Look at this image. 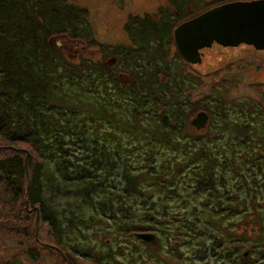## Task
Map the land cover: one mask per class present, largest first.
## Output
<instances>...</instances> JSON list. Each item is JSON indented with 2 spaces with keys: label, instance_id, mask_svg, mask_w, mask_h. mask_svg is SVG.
Returning a JSON list of instances; mask_svg holds the SVG:
<instances>
[{
  "label": "trees",
  "instance_id": "1",
  "mask_svg": "<svg viewBox=\"0 0 264 264\" xmlns=\"http://www.w3.org/2000/svg\"><path fill=\"white\" fill-rule=\"evenodd\" d=\"M231 1L242 0L186 18L192 0H169L173 12L164 17L128 19V44L75 61L56 41L96 44L86 8L74 0H0V141L26 143L35 155L29 172L22 156L0 157V183L38 209L54 241L49 251L107 264L126 254L133 233L145 232L158 239L143 243L147 251L164 246L178 259L264 264V94L216 98L212 88L195 102L201 77L173 44L176 26ZM198 108L209 118L203 133L189 122ZM206 211L221 215L201 226ZM249 212L257 234L232 238L237 216ZM19 224L5 225L0 242H23L34 256L30 225L13 232ZM85 228L102 249L93 250ZM175 244L191 253L178 254Z\"/></svg>",
  "mask_w": 264,
  "mask_h": 264
},
{
  "label": "rangeland",
  "instance_id": "2",
  "mask_svg": "<svg viewBox=\"0 0 264 264\" xmlns=\"http://www.w3.org/2000/svg\"><path fill=\"white\" fill-rule=\"evenodd\" d=\"M229 1L192 0L196 8L193 9L194 11L191 7L188 8L186 18L196 15L197 12L204 11L212 5ZM74 2L82 8H86L88 11L91 37H93L96 43L94 46H85L84 43L79 41L75 43H70L63 39L56 41L61 46L60 49L63 53L75 61H77L76 59L79 56L86 59L98 60L101 54L100 46L128 44L129 40L125 34V25L130 17L147 16L150 18H160L162 16L164 17L167 13L173 12L168 8L169 0H74ZM201 53L200 63L190 65V71L196 74V76L201 77L202 83L199 89L193 92L192 96L194 101L195 99L201 98L200 96L204 93L208 94L209 91L211 92L212 88H214V96L216 98L223 97L226 94L231 99L242 98L246 100L244 98L246 96L254 98L256 101L261 99L260 95L264 94V49L258 51L248 45L225 48L213 44L209 49L201 50ZM113 61L114 58L110 59L108 64ZM201 111L203 109H194L190 117L193 118L196 113ZM208 128L209 126L203 132ZM13 155L22 156L29 172L27 162L35 158L31 146L26 143L8 145L6 142L0 141V157L7 158ZM22 201L21 197H14L10 186L0 183V224L8 226L14 225V223H20L13 230V232L19 233L21 226L25 229L28 223L32 231L30 242L35 243L36 252L32 256L22 241V244L15 245L16 243L12 242L11 238H6L5 241L0 242V262L3 261L0 264H6V259H15L21 264H102L91 261L87 257L78 256L74 251L70 252L68 249L63 250L66 254L62 258L58 252L49 251L47 247L54 241L47 222L42 220L38 215V209L30 208L28 204L24 207ZM219 214V212L214 214L206 211L201 216V226L203 224L209 225V220H216L221 215ZM18 215L20 217L19 219L17 218ZM211 216L215 217L210 218ZM257 223L258 221L254 219L250 212L247 214V217L240 214L235 220V224L239 226V229L233 230L235 234L231 237H239L243 233H247V237L254 236L258 231ZM7 226H5L3 232H0V237H4L9 232L6 229ZM223 227L226 226L222 225ZM82 233H85L90 238L87 242L90 246H93L94 251L102 249L100 245L93 244L94 239L90 237L89 229H83ZM69 237L78 244L84 242L78 237L77 232L69 233ZM225 238L228 239L226 234ZM122 242L126 243L125 241ZM108 244L113 250L116 249L114 241L111 242L109 240ZM175 245L178 247V254L186 255V253H191V250H187L186 247ZM162 248L164 249L159 250V252L156 250L147 251L143 243L133 238V240L129 241L128 245L124 246L126 254L114 256V260L108 259L105 262L107 264H243L240 260L222 262L221 259L218 260L208 255H204L205 258L201 256L199 258L192 256V253L190 254L192 257L191 260H188L186 257L178 259L176 253L172 255L168 253L166 247L162 246ZM248 254L249 256L252 255L250 253ZM253 255L255 257L256 254ZM12 257L14 258L12 259ZM64 258H67L68 261H64ZM251 261L252 263L250 264H254V260Z\"/></svg>",
  "mask_w": 264,
  "mask_h": 264
},
{
  "label": "water",
  "instance_id": "3",
  "mask_svg": "<svg viewBox=\"0 0 264 264\" xmlns=\"http://www.w3.org/2000/svg\"><path fill=\"white\" fill-rule=\"evenodd\" d=\"M173 44L182 59L190 65L199 64L201 50L209 49L213 44L225 48L248 45L258 51L263 50L264 0L231 1L209 8L176 26ZM208 120L207 113L202 111L189 122L196 132L202 133L208 126ZM133 237L149 246L158 242L152 233H133Z\"/></svg>",
  "mask_w": 264,
  "mask_h": 264
}]
</instances>
